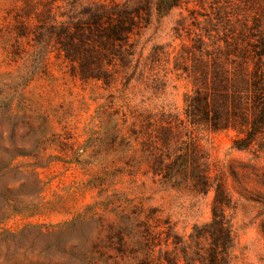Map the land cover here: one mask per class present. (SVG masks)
Listing matches in <instances>:
<instances>
[{
	"label": "rangeland",
	"instance_id": "rangeland-1",
	"mask_svg": "<svg viewBox=\"0 0 264 264\" xmlns=\"http://www.w3.org/2000/svg\"><path fill=\"white\" fill-rule=\"evenodd\" d=\"M69 1L0 0V264H156L173 248L169 229L186 236L211 220L220 190L234 263L264 264V153L236 149L235 130H200L208 191L156 171L167 152L159 119L184 118L193 87L176 58L192 64L183 49L208 22L220 33L234 26L244 45L263 39L264 0H183L154 12L137 37L145 72L92 54L89 78L41 23L48 9L64 20Z\"/></svg>",
	"mask_w": 264,
	"mask_h": 264
},
{
	"label": "trees",
	"instance_id": "trees-1",
	"mask_svg": "<svg viewBox=\"0 0 264 264\" xmlns=\"http://www.w3.org/2000/svg\"><path fill=\"white\" fill-rule=\"evenodd\" d=\"M182 1L71 0L68 11L61 14L64 20L58 22L53 9H48L41 23L47 31H58L65 56L78 64L84 78L94 77L90 74L92 62L95 59L103 65L101 57L114 59L124 73L140 66L145 72L148 64L141 56L136 58L137 37L149 26L154 12L165 16ZM208 25L206 35L196 36L193 44L183 49L192 64L183 66L176 58L177 69L193 85L184 97V118L163 113L157 126L158 139L167 152L157 157L156 171L165 175L167 184L193 181L203 191H208L211 183L208 164L199 163L200 130H235L236 149L264 153V38L244 45L245 35L234 34V26L224 25L226 31L220 33L211 22ZM92 54L98 58L93 59ZM181 57L184 59V54ZM158 61L153 59L152 65ZM227 206L220 190L213 201L211 220L195 224L186 236L170 228L168 239L173 248L165 250L156 264H235V237ZM141 264L153 263L147 257Z\"/></svg>",
	"mask_w": 264,
	"mask_h": 264
}]
</instances>
